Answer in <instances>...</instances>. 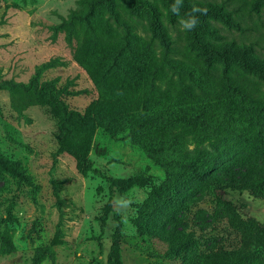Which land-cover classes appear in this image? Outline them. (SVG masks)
I'll return each mask as SVG.
<instances>
[{
    "label": "rangeland",
    "instance_id": "obj_1",
    "mask_svg": "<svg viewBox=\"0 0 264 264\" xmlns=\"http://www.w3.org/2000/svg\"><path fill=\"white\" fill-rule=\"evenodd\" d=\"M188 1L215 7L192 32L167 0H0V264H108L119 223L123 264H264V72L203 48L264 63V0ZM61 105L96 169L148 184L121 194L80 172L57 143ZM186 157L211 162L208 182L185 183L143 231Z\"/></svg>",
    "mask_w": 264,
    "mask_h": 264
},
{
    "label": "trees",
    "instance_id": "obj_2",
    "mask_svg": "<svg viewBox=\"0 0 264 264\" xmlns=\"http://www.w3.org/2000/svg\"><path fill=\"white\" fill-rule=\"evenodd\" d=\"M131 0H129L130 2ZM169 4L171 5L175 2V0H167ZM110 10H114L115 3L114 0H102ZM193 6L201 7V8H207L208 13L211 14L215 7L212 4H202V3H194L190 2L188 0H183V6L181 8V13L185 16V13H189ZM148 13H152L150 8H147ZM140 12V10L136 11ZM155 10V14H156ZM154 17L152 19V26L154 27V31L158 37H162L163 29L160 25V21L158 18ZM201 30L206 31V29L202 28ZM202 31V32H203ZM205 50V55L208 58L209 62H212L214 59H228V58H235L240 59L243 66L247 70H253L258 72H264V63L258 61L252 56L244 55L242 50L239 48H236L232 45H224L220 47H216L211 43L204 42L203 46ZM26 88V86H25ZM66 107H63V105L60 106H54L51 107V111L55 115H59L60 111L64 112V117L60 120L59 119V132L56 137L58 146L61 151L66 152L73 156L76 160L77 169L80 172H91L96 175H100L103 179H105L109 185L111 192L114 190L118 191L121 194L126 193L131 187L133 186H141L144 187L148 184V180L143 176L134 177L130 180H120V179H114L107 176H104L101 171L95 168L94 163L91 159H89V153L87 149H84L82 146H77L73 144V129L70 128L72 125V119L71 115L73 113L69 112ZM67 115V116H66ZM91 116H97L99 117L97 111L95 108H93V113L90 114ZM81 121H84L82 119ZM178 121L188 124L197 123V119L190 118L187 119L185 117L179 118ZM144 122H142L141 125H143ZM85 128H87V125L85 124ZM112 131V129H110ZM114 133V131H112ZM138 132V131H135ZM144 148L147 152H151V154H155L156 152L151 150L149 147H146L144 145ZM2 156V155H1ZM0 156V166L4 167L5 163H3V158ZM201 159H197L195 163H189L187 157L186 161L184 163L178 162L177 165L179 167H185V174L182 176V180L184 181H178L175 179L174 173L169 172L168 179L166 182H164L160 188L155 189L152 192V195L149 197V199L145 202L143 207V223H141V228L143 231H151L152 226L154 223H151L150 219L152 218V215L154 212H157L163 207H169L170 205L174 204L177 200H179L183 196V186L187 182H197L199 184H206L208 182L209 175L212 171L211 162L208 161H200ZM157 163H159L157 161ZM14 172L20 179H25L23 175H20L17 171L11 170ZM184 178V179H183ZM108 264H123L121 259V225L118 224L117 229L115 230L113 237H112V245L110 249V253L108 255Z\"/></svg>",
    "mask_w": 264,
    "mask_h": 264
},
{
    "label": "clouds",
    "instance_id": "obj_3",
    "mask_svg": "<svg viewBox=\"0 0 264 264\" xmlns=\"http://www.w3.org/2000/svg\"><path fill=\"white\" fill-rule=\"evenodd\" d=\"M183 6V0H175V2L171 5V12L180 17L181 8ZM208 9L201 8L197 6H193L189 13H185L187 18H180L178 20V27L184 32H192L194 31L199 24V16L207 15ZM117 203L122 204L123 206H127L129 202L127 201H118Z\"/></svg>",
    "mask_w": 264,
    "mask_h": 264
}]
</instances>
